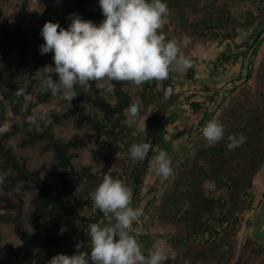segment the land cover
<instances>
[{"label":"flooded vegetation","instance_id":"flooded-vegetation-1","mask_svg":"<svg viewBox=\"0 0 264 264\" xmlns=\"http://www.w3.org/2000/svg\"><path fill=\"white\" fill-rule=\"evenodd\" d=\"M166 3L158 31L176 41L191 66L174 65L167 79H153L148 89L133 84L140 89L130 102L138 105L137 128L121 130L122 147L109 164L118 172L112 178L124 176L133 194L130 206L142 210L129 233L146 257L159 249L166 256L162 264H179L182 255L187 264L203 256L210 264H241L245 231L264 208V0ZM166 83L173 87L171 106L136 186L139 161L129 150L145 142L146 124ZM212 120L225 129L214 144L202 134ZM241 134L244 142L228 149L229 137ZM161 150L172 161L167 179L156 171ZM115 222L109 218L100 225ZM251 250L256 264L259 255Z\"/></svg>","mask_w":264,"mask_h":264},{"label":"trees","instance_id":"trees-1","mask_svg":"<svg viewBox=\"0 0 264 264\" xmlns=\"http://www.w3.org/2000/svg\"><path fill=\"white\" fill-rule=\"evenodd\" d=\"M63 1L70 4L67 15L77 13L97 24L103 20L98 0ZM33 17L44 24L58 22L65 29L71 22L61 17L53 4H47L44 12ZM39 44L32 46L28 29L22 21L12 26L0 25V129L10 119V114L22 119V126L15 122L10 130L0 132V173L10 183L0 187V222L14 221L10 215L12 212L17 217L21 216L27 192L31 190L34 193L33 218L44 223H37L38 230L34 233L22 234L23 246L15 251V255L21 254L28 264H36L38 258L48 264L49 259L57 254L70 255L65 244L71 241L72 231L79 230L84 238L90 224H101L102 220L109 218L115 220L113 214L105 215L94 205L91 195L81 201L77 199L79 196L71 184L72 180L83 181L92 171L79 161L78 154L71 151L75 142L63 135L58 136L55 129L58 126L65 128L67 121H72L77 130L89 128L96 146L93 148L95 157L112 164L122 147L119 135L127 125L125 112L133 101L135 87L131 81L108 83L106 79L90 82L88 88L77 85L74 88L77 97L69 104L63 99L62 87L56 95L45 90L42 69L54 63L40 54ZM47 75L57 79L54 71ZM150 82L152 80L141 85L148 89ZM25 83H29L27 92L22 87ZM109 87H112L111 91ZM138 91L140 89L136 91L137 95ZM21 132L23 137L17 145L19 149L40 146V155L44 156L40 169L31 168L29 159L17 153L10 143ZM48 159L51 160L49 163ZM114 171L111 177L117 175L118 172ZM119 180L125 183L123 175ZM74 200L79 201L87 213L80 212ZM16 262L11 260L2 264Z\"/></svg>","mask_w":264,"mask_h":264},{"label":"clouds","instance_id":"clouds-1","mask_svg":"<svg viewBox=\"0 0 264 264\" xmlns=\"http://www.w3.org/2000/svg\"><path fill=\"white\" fill-rule=\"evenodd\" d=\"M103 20L97 24L71 13L65 29L58 22H46L40 31L44 43L41 55L52 53L53 65H46L43 85L56 95L63 88V99L69 104L77 97L74 88L90 87L93 81H131L140 85L150 80H165L172 67L188 68L191 62L179 54L175 40H166L158 30L168 14L166 0H98ZM54 71L57 79L47 75ZM109 91L112 87H109ZM135 120L138 105L126 109ZM31 119V118H30ZM224 126L215 120L202 129L209 143L224 137ZM244 136L232 135L227 144L234 149L244 142ZM152 149V143L133 144V160L143 162ZM157 175L167 179L172 173V161L161 150L155 157ZM132 191L118 179L105 175L102 183L91 194L94 205L105 215L113 214L115 224L89 225L91 251L77 241L72 255L57 254L48 264H162L166 256L159 249L145 256L138 240L129 229L142 215L141 209L130 206Z\"/></svg>","mask_w":264,"mask_h":264},{"label":"rangeland","instance_id":"rangeland-1","mask_svg":"<svg viewBox=\"0 0 264 264\" xmlns=\"http://www.w3.org/2000/svg\"><path fill=\"white\" fill-rule=\"evenodd\" d=\"M47 4L55 5L59 11L60 15L63 18H68L69 15L66 14L69 3H66L63 0H0V25H9L12 26L18 21H22L26 29H28V39L31 42L32 46L35 47L39 42L40 46L44 43L42 37L40 36V31L43 22L36 20L33 15L37 13L44 12ZM49 61L52 63L53 59L52 53L44 55ZM106 82L109 83L108 80ZM29 83H25L22 85L23 91L27 92ZM137 88H133V100L136 94ZM9 110V109H8ZM126 117L128 120L126 121L127 125L136 129L137 126L133 119H131L130 115L126 111ZM46 115V114H43ZM9 120L2 124V128L0 132L8 131L12 128L13 123L17 122L22 126V119L13 117L11 114L9 116ZM131 119V121H130ZM56 132L58 136H64L65 139H69L75 142V146L72 147L71 151L79 155V161L85 164L87 167H90L92 174L83 181L81 180H72L71 184L75 190L77 196H79L80 201L84 200L87 195H91L95 189L100 185L105 177V175L110 176L113 173L114 169L109 166L102 159H98L95 157V153L93 148H96L94 144L93 132L89 128H84L82 130H77L75 128V124L72 121H67L65 124V128L56 127ZM61 131H64V134H61ZM120 136V135H119ZM23 137V133L19 134V136L15 137L10 143L15 147V151L21 154L23 157L29 159L30 167L33 169H40L43 166L44 156L40 155V146L37 145L35 147H27L25 149H19L17 147L18 143L21 141ZM50 159L47 160L49 163ZM78 162V159H77ZM5 177L0 173V187L2 185L10 184L5 181ZM21 185V183H19ZM59 186V182H56ZM34 193L30 190L27 192V196L25 198L26 204L24 206V211L21 216L17 217L16 213L12 212L10 215L12 218V222L3 221L0 222V264L8 263L9 261H17L14 264H28L21 254L15 255V251L19 250L20 247L23 246L24 239L22 234L26 233H34L37 229L36 224L43 225L44 221L37 220L36 218L32 219L33 215V206H32V198ZM74 205L77 207L80 212L87 213L81 203L79 201L74 200ZM42 227V226H41ZM79 231V230H78ZM78 231H72L71 241L65 244V247L70 251V255H72L75 251V244L77 241L83 243V247L80 249L81 251H89L91 250V241L89 237V232L86 233V236L83 238ZM254 233H258L257 230ZM251 241V238L250 240ZM263 243H257V254L262 256ZM249 246V245H248ZM248 249V248H247ZM50 260V259H49ZM36 264H45L40 258L35 260ZM244 262V261H242ZM246 264H255L252 263L249 259Z\"/></svg>","mask_w":264,"mask_h":264},{"label":"water","instance_id":"water-1","mask_svg":"<svg viewBox=\"0 0 264 264\" xmlns=\"http://www.w3.org/2000/svg\"><path fill=\"white\" fill-rule=\"evenodd\" d=\"M263 33H264V29L262 30V34ZM173 94H174L173 87L169 83H166L164 85L163 90H162V95H161V99H160L159 105L157 107V110L155 111L153 116L148 120V122L146 124V140H145V142L152 143V149L149 153V156L143 162L139 161V163H138V170H137V176L138 177H137V181H136V186L138 184L139 177L144 172V169L148 163V160L150 159V156H151L154 144H155L154 142H155L157 135H158L159 123H160L161 119L164 117V115L166 114L168 108L171 106ZM200 264H210V260L206 256H203L202 260L200 261Z\"/></svg>","mask_w":264,"mask_h":264},{"label":"crops","instance_id":"crops-1","mask_svg":"<svg viewBox=\"0 0 264 264\" xmlns=\"http://www.w3.org/2000/svg\"><path fill=\"white\" fill-rule=\"evenodd\" d=\"M264 180V178H263ZM258 232V234L260 235V237L255 236L254 238L252 237V235H254V232ZM251 238V241H249ZM257 243H263L264 244V208L260 211L259 215L257 216V218L254 221V224L251 225L250 228H248L247 231H245V238H244V244H243V250L244 251V255H243V263L241 264H246L248 263L249 259L251 260V262L253 263L254 256H253V252L251 249H257ZM249 245V246H248ZM248 248V249H247ZM262 251V256H259L258 258V262L256 264H264V245H263V249H260ZM258 251V250H257ZM257 258V257H256ZM180 262L179 264H187V262H185L186 256H179ZM198 264H200V259L197 261Z\"/></svg>","mask_w":264,"mask_h":264}]
</instances>
